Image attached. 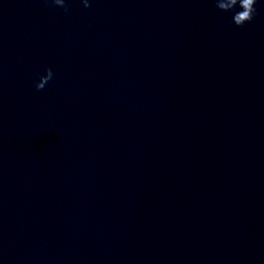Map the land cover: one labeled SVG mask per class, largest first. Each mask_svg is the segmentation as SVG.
<instances>
[{
	"label": "clouds",
	"instance_id": "1",
	"mask_svg": "<svg viewBox=\"0 0 264 264\" xmlns=\"http://www.w3.org/2000/svg\"><path fill=\"white\" fill-rule=\"evenodd\" d=\"M46 2L59 6L63 8L65 12L68 11V4L65 0H46ZM216 8L221 12H231L232 23L238 27L242 28L246 23H250L254 16L257 14V9L255 7L257 0H214ZM84 6L89 7V0H83ZM240 10L237 11L236 9ZM44 75H41L39 81L35 83L36 89L42 90L45 88L46 84L53 78V71L51 68L45 69Z\"/></svg>",
	"mask_w": 264,
	"mask_h": 264
}]
</instances>
